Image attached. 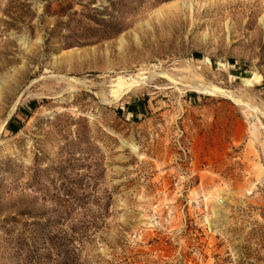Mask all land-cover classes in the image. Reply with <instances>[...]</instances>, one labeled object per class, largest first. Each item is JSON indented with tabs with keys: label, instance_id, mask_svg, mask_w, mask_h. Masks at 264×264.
<instances>
[{
	"label": "rangeland",
	"instance_id": "obj_1",
	"mask_svg": "<svg viewBox=\"0 0 264 264\" xmlns=\"http://www.w3.org/2000/svg\"><path fill=\"white\" fill-rule=\"evenodd\" d=\"M149 261L264 264V0H0V264Z\"/></svg>",
	"mask_w": 264,
	"mask_h": 264
},
{
	"label": "bare ground",
	"instance_id": "obj_2",
	"mask_svg": "<svg viewBox=\"0 0 264 264\" xmlns=\"http://www.w3.org/2000/svg\"><path fill=\"white\" fill-rule=\"evenodd\" d=\"M185 69V68H184ZM149 73V72H148ZM146 71H139V72H137V73H134V74H132L131 75V79H130V81H125L124 83H125V85H123L122 86V84H119V85H116V90H113V95H112V97H111V99H109V98H106V97H103V101H105V102H114V101H119L121 98H122V96H123V93L126 91V93H127V91L131 88V86H133V85H135L138 81H140V83L139 84H141V81L142 82H148V81H150L151 80V78L153 77V76H156V77H159V76H162V77H164V78H167V79H170V80H172L173 78H172V76H170L168 73H166V72H157V71H154V74H151V73H149V74H151L150 76L149 75H147L148 74ZM192 73V72H191ZM176 74V73H175ZM157 75H159V76H157ZM177 76V75H176ZM190 76V75H189ZM128 78V77H127ZM154 78V77H153ZM189 79V78H188ZM173 80H175V79H173ZM172 80V81H173ZM248 79H245V81H247ZM177 82V81H176ZM119 86H122V87H120L121 88V90H119L118 88H119ZM184 86V85H183ZM189 87H191V89H193L194 91H196V92H199V93H206V94H213V92L214 91H216V90H221L219 87H216V86H212V87H206V86H202L201 84H199V83H197V82H194V83H190V85H189ZM117 89L119 90V91H117ZM132 91V90H131ZM103 93V92H102ZM102 95V94H101ZM106 95V94H105ZM102 96H104V95H102ZM108 96V95H107ZM125 144H128L129 146H131V148H133V149H136L137 147H135L133 144H129V143H125ZM127 145V146H128Z\"/></svg>",
	"mask_w": 264,
	"mask_h": 264
},
{
	"label": "built area",
	"instance_id": "obj_3",
	"mask_svg": "<svg viewBox=\"0 0 264 264\" xmlns=\"http://www.w3.org/2000/svg\"><path fill=\"white\" fill-rule=\"evenodd\" d=\"M135 237H136V238H139L138 235H136ZM141 264H155V263H154V261H149V262H146V263H145V262H144V263L142 262Z\"/></svg>",
	"mask_w": 264,
	"mask_h": 264
},
{
	"label": "trees",
	"instance_id": "obj_4",
	"mask_svg": "<svg viewBox=\"0 0 264 264\" xmlns=\"http://www.w3.org/2000/svg\"><path fill=\"white\" fill-rule=\"evenodd\" d=\"M32 104H34V102L31 103V105H32ZM12 125H13L12 122H10L9 127L13 130V128H12L13 126H12ZM15 127H16V128L14 129V131L17 129V126H15Z\"/></svg>",
	"mask_w": 264,
	"mask_h": 264
},
{
	"label": "crops",
	"instance_id": "obj_5",
	"mask_svg": "<svg viewBox=\"0 0 264 264\" xmlns=\"http://www.w3.org/2000/svg\"><path fill=\"white\" fill-rule=\"evenodd\" d=\"M12 124H13L12 126L15 127L16 124H15L14 122H12ZM13 127H12V128H13Z\"/></svg>",
	"mask_w": 264,
	"mask_h": 264
}]
</instances>
